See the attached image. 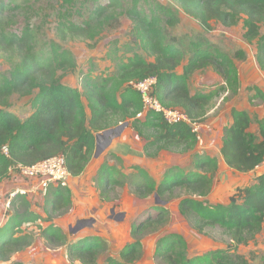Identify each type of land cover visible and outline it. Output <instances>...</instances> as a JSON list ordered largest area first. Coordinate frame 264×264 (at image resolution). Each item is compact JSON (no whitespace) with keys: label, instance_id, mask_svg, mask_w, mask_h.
<instances>
[{"label":"trees","instance_id":"1","mask_svg":"<svg viewBox=\"0 0 264 264\" xmlns=\"http://www.w3.org/2000/svg\"><path fill=\"white\" fill-rule=\"evenodd\" d=\"M181 1L184 10L204 25H209L215 19L231 26L245 16L243 37L249 42L256 41V60L264 72V34H261L264 0ZM5 7L0 2V21L6 12ZM123 7L135 24L136 37L142 49L154 59L148 60L134 53L127 61L119 62L114 74L101 83L84 81L82 89L62 83L56 78L52 64L40 60L28 50L32 40L29 29H24L20 35L0 31V50L9 52L16 49L21 57V63L14 67L10 77L0 82V184L11 177L12 167L34 164L59 154L65 156L72 176L80 175L95 154L96 135L120 122H129L139 136L147 140L144 153L148 157L155 158L163 150L186 153L198 145L199 136L187 123L169 124L157 112H148L143 118H138L137 114L143 107L142 99L130 83L155 75L157 84L154 93L159 100L167 106L183 109L191 120L202 122L221 90H198L193 93L190 79L197 70L212 65L228 81L233 66L231 56L213 48L206 40L190 41V51H185L177 38H168L167 32H164L162 22L166 20L167 24L175 26L178 17L174 10L162 5L159 9L163 16L155 8L148 13L137 3L125 6L122 0H111L107 4H98L81 22L70 18L61 20L59 33L64 39L69 34L89 35L115 10ZM242 55L240 52L237 54ZM184 61L183 70L178 73L177 68ZM55 63L60 69H74L77 66L66 50L55 51ZM35 89H38V93L32 101L33 111L25 119L6 108L14 93L29 94ZM255 98H264L263 92H257L251 99ZM86 107L91 110L90 116ZM231 115L233 123L225 129L221 154L230 168L251 172L264 161V117L257 118L258 132H254L251 130L253 118L246 109L233 107ZM5 147L7 153L4 152ZM207 166L213 171L217 169L216 159L197 158V168ZM136 169L138 178L130 184L133 193L140 197L157 193L160 200L165 201L166 196L177 188L206 197L214 184L213 173L198 170L185 172L177 167L167 170L166 177L157 184L144 168ZM99 172V189L103 198L108 197L116 187L126 184V174L115 165L104 163ZM71 203L69 187L51 185L45 193L44 210L47 216L43 217L31 208L32 203L25 194H16L10 201L16 211L11 215L7 210L8 220L0 227V262L31 246L33 235L23 227L42 220L48 225H40V233L49 245L65 246L73 261L99 264L102 242L98 237L68 240L63 230L52 223L51 213L62 212ZM179 207L200 231L209 226L225 229L235 246L189 257L182 249V236L171 233L157 242V257L168 264H250L237 252V247L253 239L264 228V173L258 175L254 183L238 188L227 203L211 204L190 196L182 198ZM154 209L160 210L156 206ZM163 220L164 210L150 213L144 221L133 225L132 234L136 237L146 228L160 225ZM140 247L139 239L130 242L121 253L123 261L108 257L103 264H129L137 257Z\"/></svg>","mask_w":264,"mask_h":264},{"label":"rangeland","instance_id":"2","mask_svg":"<svg viewBox=\"0 0 264 264\" xmlns=\"http://www.w3.org/2000/svg\"><path fill=\"white\" fill-rule=\"evenodd\" d=\"M109 1L111 0H0L6 6L3 20L0 21V31L5 30L8 35L14 33L20 35L24 29H29L32 40L28 45V50L40 60L52 64L56 78L62 83L80 85L81 88L84 81L101 83L114 74L119 62L127 61L134 53H138L148 60H153V57L148 55L138 42L135 24L126 15L125 7L115 10L110 18L100 23L89 35L72 36L69 34L66 39L60 35L58 28L61 20L70 18L76 22H81L84 16L89 14V11L94 10L98 4H107ZM122 1L125 6L137 3L141 9L148 13L155 8L158 14L162 16L163 13L159 9L160 5L171 8L178 17V23L171 26L167 24L166 20L162 22V28L164 32H167L168 38H177L183 44L185 51H190V41L206 40L213 48L229 54L233 60V66L228 81L224 79L212 83V81H215L212 75V65L199 69L192 75L189 84L193 93L198 90H221L211 103L206 119L202 121L204 126L200 130L199 143L187 154L179 151H164L161 157L150 161L149 166L146 167L153 172L154 177L151 176L157 184L166 177V172L162 176L159 175L163 172V164H169L167 170L177 167L185 172L198 170L208 174L213 173L214 184L211 193L206 197H201L192 195L188 189L177 188L166 196L165 201H163L164 205L158 206L157 201L160 199L156 198L155 195L140 197L132 191L130 183H134L138 178L136 167L143 168L145 166L134 165L128 173H124L120 169L122 173L126 174L124 180L131 193L137 196L139 200L124 198L123 186H118L108 197L104 198L109 206L106 214L107 220L116 226L113 232V240H116L117 243H113L112 249L111 244L101 238L103 241L99 257L103 263L108 257L123 261L121 253L126 245L139 239L141 242L140 251L129 264H168L167 261L155 255V249L157 242L171 233L182 236L184 240L182 249L189 257L210 250L233 247L235 242L225 229L219 226H209L204 231L198 230L194 223L181 212L179 204L182 198L190 196L207 200L211 204L227 203L238 188L254 183L256 175H260L264 171V167L247 173L236 171L226 165L221 154L226 129L224 121L229 115L227 106L229 104L243 105L247 101V106H251L250 110L256 106H260L262 110L264 108V98L251 99L256 96L260 89L256 84H252L250 79V77H255V70L253 71V69L256 67V41L249 42L243 37L246 17L241 16L238 23L231 26L224 25L215 19L211 20L209 25H204L198 18L184 10L181 0ZM261 34H264L263 24L261 25ZM217 39L220 40L219 43L215 42ZM62 50L68 51L70 56L75 59L77 62L76 68H57L55 51L61 52ZM239 52L243 55L237 56ZM20 63L21 57L16 49L9 52L0 50V82L4 78L10 77L11 71ZM247 68L248 73H246ZM37 93L38 89L29 94L14 93L9 98L6 108L25 119L33 111L32 101ZM221 117H223V121ZM252 118L254 123L252 131L258 132L257 114L253 112ZM122 123L126 124V122ZM121 124L106 129L112 130L111 134L104 135L106 130L99 132L101 134V150L104 151L107 148L106 145L108 146L115 140L116 134L125 129V126L117 129ZM129 125L131 124L129 123ZM199 157L203 159L215 158L218 164L217 169L213 171V168L209 166L204 169L197 168L196 161ZM175 158H179L180 163H177ZM18 175L19 178L23 179L21 174ZM15 191L20 192L18 189ZM38 195L40 198L38 196L37 200L34 197L30 200L32 203L31 208L41 216L46 217L47 214L44 210L45 195ZM12 198L14 197L9 195L8 198L2 200L1 205V208L4 207V211L9 210L11 215L16 211V208L10 205ZM101 206L103 207V205ZM155 206L160 210H164L163 222L156 227L146 228L136 237L133 236L132 227L135 223H141L150 213L156 214L157 211H160L155 210ZM111 209H114L115 212L112 213ZM65 211L51 213L52 218L63 219ZM121 211H126L127 216L124 220L121 218ZM39 221L33 225H30L31 223L25 224L23 227L24 230L33 235L31 247L13 254L9 260L1 261L0 264H60L63 259L53 258L51 255L59 246L49 245L46 241L39 240L37 237V234L41 232L40 225H48V222ZM76 223V221H72L70 229L65 227L68 235H77L81 231L73 232ZM129 232L130 236L127 238ZM60 250H65L64 246H60ZM237 252L244 256L250 264H264V228L253 239L238 245ZM68 263L74 264L70 258Z\"/></svg>","mask_w":264,"mask_h":264},{"label":"crops","instance_id":"3","mask_svg":"<svg viewBox=\"0 0 264 264\" xmlns=\"http://www.w3.org/2000/svg\"><path fill=\"white\" fill-rule=\"evenodd\" d=\"M215 42L219 43L220 40L217 39ZM185 62L186 61H184L177 68L178 73L182 72L183 65ZM213 69H212V75L215 81L214 82L212 81V83H216V81H221V80L223 81L224 78L220 76L219 73H217ZM254 70H255V73H254L255 77H250V79L252 80V84H256L258 88L260 89V92H263L264 94V72L261 70L259 64L257 63V60H256V67H254L253 71ZM248 72L249 70L247 68L246 73ZM65 84L72 86V87H78L82 89L80 85H72L70 83H65ZM83 101H84V104L87 106V100L84 98ZM247 105H248V102L246 101L243 105L241 104L240 105H230L229 104V106H227L229 109V115L226 117V120L224 121V123H226L225 124L226 127L233 123V117L231 115V109L233 107L246 109L251 115V117L253 116V112L257 114L258 118L264 117V108L262 110L260 106H256L255 108L250 110L251 106H247ZM86 111H87L88 116H90L91 110L88 107H86ZM221 119L223 121V117H221ZM121 123L122 122H120L119 124ZM126 123L127 124L125 125V129L121 130L120 132H118V134H116L115 140L111 144L106 146L107 148L105 147L106 149L104 151L102 150L99 156L95 157V154H94L93 158L87 165L84 172L78 176H72L70 180L68 187L71 190V200H72L71 206L68 209H66L63 219L54 218L52 220V223H54L56 226L60 227L63 230V232L67 235L68 240L75 241L80 238H85L89 236L98 237L101 242L105 239L108 243L111 244V247L113 249V245H114L113 243L116 242V240H113V232L115 231L116 226L112 224L109 220H107V217H106L109 206H108V202L105 201V199L101 197V193L99 189L100 167L104 163H108L110 165H117V167L122 169L124 173H128L131 171V168L134 165H140V166H145L143 168L146 170L147 169L146 167L149 166L150 161L155 160L156 158L158 159L159 157H161L162 153L164 152V150L160 151L158 157H155V158L146 156L144 153V146L147 143V140L140 137L139 134L132 128V126L129 125V122H126ZM253 124L254 123H252L251 125V130H252ZM257 129H258V125H257ZM184 154H187V152ZM175 160L177 163H180L179 161H181L179 160V158L178 159L175 158ZM168 166L169 164H163V172L161 171L162 173L160 172L161 174L159 175L162 176L166 172L167 168H169ZM262 167H264V165H260V167L258 166L253 171L260 170V168ZM146 171L154 177V174L150 169H147ZM263 173L264 171H262V174ZM257 176L258 175H256V177ZM19 177L20 176L16 172L12 174L9 179L3 181L0 185V209H1L0 210V227L5 225V223L8 220V215L6 213L7 209L4 211L3 209L4 207L1 208L2 200H4L5 198H8L11 192L15 191L16 189L23 188L26 191L24 194L27 196L29 200H32L33 197L35 200H37L39 196L38 194L45 195V193L43 192V188L39 186L37 180L25 179L24 177L23 179H21ZM123 195H124V198H131L132 200H139L137 196L131 193V190L127 186V184L123 186ZM101 205H103V207ZM122 213L125 214L122 219L124 220L127 214H126V211H121L120 214ZM81 219L91 220L90 224L87 227L83 228V230L79 231L77 235H74V234L71 236L68 235L65 227L70 229L71 228L70 223L72 221L77 222L78 220H81ZM33 224L34 223H31L30 225H33ZM130 231H131V228H130ZM129 236H130V232L129 234H127V238H129ZM37 237L39 240L42 239V241H45L41 233L37 234ZM101 238L102 239L104 238V239L102 240ZM64 248L65 250L61 251L59 247L54 252H52L51 255L53 258H56V257L62 258L63 260L60 262V264H69L68 263L69 255L67 252V248L65 246ZM73 262L74 264H82L78 260H75ZM98 262L99 264L103 263L100 257H98Z\"/></svg>","mask_w":264,"mask_h":264},{"label":"built area","instance_id":"4","mask_svg":"<svg viewBox=\"0 0 264 264\" xmlns=\"http://www.w3.org/2000/svg\"><path fill=\"white\" fill-rule=\"evenodd\" d=\"M130 84L140 94L142 99L143 107L142 111L137 114L138 118H143L148 112L161 113L167 123H187L192 127L193 132L199 136L200 130L204 126L203 122L191 120L183 109L167 106L155 95L154 90L157 84V77L155 75H149L142 80L132 81ZM4 152L7 153L6 147L4 148ZM261 165H264V161ZM16 172L26 179L37 180L39 186L43 188L44 193H46L51 185L68 187L72 178L66 158L62 154L46 158L30 165L18 164L11 168L12 174ZM18 191L20 192H11L10 197H14L18 193L24 194L26 192L24 189H18Z\"/></svg>","mask_w":264,"mask_h":264},{"label":"water","instance_id":"5","mask_svg":"<svg viewBox=\"0 0 264 264\" xmlns=\"http://www.w3.org/2000/svg\"><path fill=\"white\" fill-rule=\"evenodd\" d=\"M127 124V123H126ZM126 124H124V123H122L120 126H118V128L117 129H120V128H122L123 126H125ZM116 129V130H117ZM112 130H106L105 132H104V135H108V134H111L112 132H111ZM115 131V130H114ZM100 135L101 134H97L96 135V151H95V157H97V156H99V154L101 153V140H100ZM107 146V145H106ZM155 197L156 198H159V196H158V194L156 193L155 194ZM160 199V198H159ZM160 202H162L163 203V201H161V200H158L157 201V204L158 203H160ZM111 212L112 213H114L115 212V210L114 209H111ZM121 215V218H123L124 217V213H122V214H120ZM90 221L91 220H89V219H81V220H78L77 221V223H76V225H75V228L73 229V232L74 233H76L77 231H79V230H82L83 228H85V227H87L89 224H90Z\"/></svg>","mask_w":264,"mask_h":264}]
</instances>
